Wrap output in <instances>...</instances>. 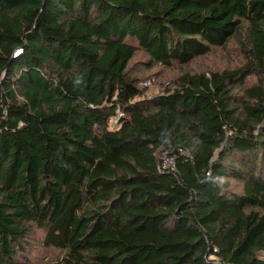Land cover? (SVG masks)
Masks as SVG:
<instances>
[{
    "label": "trees",
    "instance_id": "obj_1",
    "mask_svg": "<svg viewBox=\"0 0 264 264\" xmlns=\"http://www.w3.org/2000/svg\"><path fill=\"white\" fill-rule=\"evenodd\" d=\"M0 264H264V0H0Z\"/></svg>",
    "mask_w": 264,
    "mask_h": 264
},
{
    "label": "rangeland",
    "instance_id": "obj_2",
    "mask_svg": "<svg viewBox=\"0 0 264 264\" xmlns=\"http://www.w3.org/2000/svg\"><path fill=\"white\" fill-rule=\"evenodd\" d=\"M150 75H151V79L154 80V83L155 84H149V91H153L155 90L154 88H157L158 86V80L164 75V74H167L168 73V70L166 69H163V68H158L157 70L155 71H149L148 72ZM165 79H167V77L164 76ZM34 258H37V257H34Z\"/></svg>",
    "mask_w": 264,
    "mask_h": 264
},
{
    "label": "built area",
    "instance_id": "obj_3",
    "mask_svg": "<svg viewBox=\"0 0 264 264\" xmlns=\"http://www.w3.org/2000/svg\"><path fill=\"white\" fill-rule=\"evenodd\" d=\"M145 84H149V82H145ZM172 158L171 157H169V156H164L163 157V159H162V165L163 166H172L173 164H172ZM173 167V166H172Z\"/></svg>",
    "mask_w": 264,
    "mask_h": 264
}]
</instances>
